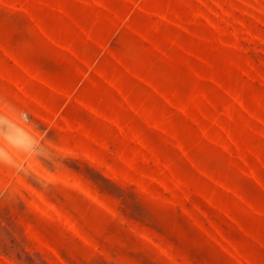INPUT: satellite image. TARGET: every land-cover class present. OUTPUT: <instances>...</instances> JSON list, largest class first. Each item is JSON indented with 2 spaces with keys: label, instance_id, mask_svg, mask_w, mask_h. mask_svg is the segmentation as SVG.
Returning a JSON list of instances; mask_svg holds the SVG:
<instances>
[{
  "label": "rangeland",
  "instance_id": "obj_1",
  "mask_svg": "<svg viewBox=\"0 0 264 264\" xmlns=\"http://www.w3.org/2000/svg\"><path fill=\"white\" fill-rule=\"evenodd\" d=\"M0 114V264H264V0H0Z\"/></svg>",
  "mask_w": 264,
  "mask_h": 264
},
{
  "label": "clouds",
  "instance_id": "obj_2",
  "mask_svg": "<svg viewBox=\"0 0 264 264\" xmlns=\"http://www.w3.org/2000/svg\"><path fill=\"white\" fill-rule=\"evenodd\" d=\"M22 118L27 122L28 121V114L27 113H23ZM6 121L9 124L12 123V121L9 118L5 117L3 114H0V127L5 125Z\"/></svg>",
  "mask_w": 264,
  "mask_h": 264
},
{
  "label": "crops",
  "instance_id": "obj_3",
  "mask_svg": "<svg viewBox=\"0 0 264 264\" xmlns=\"http://www.w3.org/2000/svg\"><path fill=\"white\" fill-rule=\"evenodd\" d=\"M103 9H106L105 5H103ZM69 48H72V46H68ZM96 65V64H95ZM95 65H93L94 67H96ZM90 73V72H89ZM84 83V80L82 82H80V84L77 86V88L81 87L82 84Z\"/></svg>",
  "mask_w": 264,
  "mask_h": 264
}]
</instances>
